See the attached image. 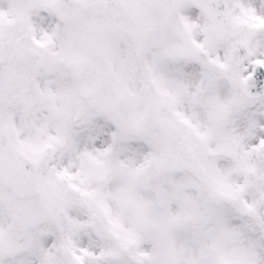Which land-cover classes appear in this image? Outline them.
Here are the masks:
<instances>
[{
	"label": "snow or ice",
	"instance_id": "1",
	"mask_svg": "<svg viewBox=\"0 0 264 264\" xmlns=\"http://www.w3.org/2000/svg\"><path fill=\"white\" fill-rule=\"evenodd\" d=\"M0 264H264V0H0Z\"/></svg>",
	"mask_w": 264,
	"mask_h": 264
}]
</instances>
